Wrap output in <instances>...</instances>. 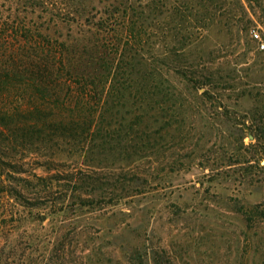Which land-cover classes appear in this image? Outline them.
Segmentation results:
<instances>
[{"label":"rangeland","instance_id":"374dc122","mask_svg":"<svg viewBox=\"0 0 264 264\" xmlns=\"http://www.w3.org/2000/svg\"><path fill=\"white\" fill-rule=\"evenodd\" d=\"M17 1L0 0V13ZM173 2L152 23V51L197 88L164 117L151 112L128 158L62 156L61 174L97 188L61 180L54 200L17 205L27 218L6 222L8 264H264V215L244 214L264 208V0L194 3L180 42Z\"/></svg>","mask_w":264,"mask_h":264},{"label":"trees","instance_id":"16d2710c","mask_svg":"<svg viewBox=\"0 0 264 264\" xmlns=\"http://www.w3.org/2000/svg\"><path fill=\"white\" fill-rule=\"evenodd\" d=\"M169 1L101 0L99 9L95 0H18L20 7L0 13V264H8L6 222L27 218L17 205L54 200L61 180L97 188L88 174H61L62 156L128 158L148 140L139 126L151 112L164 117L182 89L197 88L195 78L152 51V23ZM209 1L171 3L177 42L194 3L208 10ZM38 167L58 174L40 175ZM67 193L56 199L66 205ZM257 213L264 208L244 212Z\"/></svg>","mask_w":264,"mask_h":264},{"label":"built area","instance_id":"2783aa9c","mask_svg":"<svg viewBox=\"0 0 264 264\" xmlns=\"http://www.w3.org/2000/svg\"><path fill=\"white\" fill-rule=\"evenodd\" d=\"M254 36H255L256 38H258V39L261 40V37H260L259 32L255 31V32H254ZM263 46H264V44H263Z\"/></svg>","mask_w":264,"mask_h":264},{"label":"water","instance_id":"95a60500","mask_svg":"<svg viewBox=\"0 0 264 264\" xmlns=\"http://www.w3.org/2000/svg\"><path fill=\"white\" fill-rule=\"evenodd\" d=\"M251 138H252V136H251Z\"/></svg>","mask_w":264,"mask_h":264}]
</instances>
